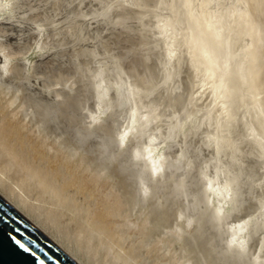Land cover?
<instances>
[{"label": "rangeland", "instance_id": "rangeland-1", "mask_svg": "<svg viewBox=\"0 0 264 264\" xmlns=\"http://www.w3.org/2000/svg\"><path fill=\"white\" fill-rule=\"evenodd\" d=\"M109 2V0H0V15L2 14V17L0 16V26H4L0 28V32L3 33L5 31L7 34V32L13 31L9 34H15V36H11L15 37L14 40H12L13 38L9 39L10 36H7L8 41L5 40L6 38L4 39L3 37L4 33L2 34V40L0 38V49L2 48V50L0 51V73L3 75V77H1L0 74V89L4 90V92L3 90H0V130L6 131L8 133L6 134L5 132H3L4 135H2L5 137H7L8 135V137L6 138L8 140L7 143L13 146L16 153L20 155L22 159H24L34 169L40 170L43 178L51 183L49 185L50 187H48L47 184L44 188L41 187V189L31 182L29 187L26 188L20 184L19 177L22 176L21 173H17L15 170H13V168H10V170L5 172L4 174L0 168V178L4 180L5 184H7L11 188L13 194H11V192L8 193L7 189L1 184L0 192L4 195L5 198L10 200L12 203L14 202L13 204L17 205L24 215H26L32 222L36 223L37 226L40 227V229H42L48 236H50L55 242H57V244L61 246L66 252L78 259L81 264H106L105 261L109 262L107 264H178V262H180L179 264H202V262L203 264H206L205 262L208 260L207 258L211 260L216 258L213 260L214 262H212L211 260L207 261L208 264H214L216 262L215 260H217V264H261V262L262 264H264V158L261 159L260 157H258L256 153H253L252 150L245 145H238L234 148L232 147V149L230 147L228 150L225 148L224 150L219 151L213 145L205 143L204 134L207 131H211L212 126L211 124L209 125V123L211 122L205 121L203 125H201V127L194 132H190L183 128L182 112L180 110V106L178 105V100L185 85L184 73L181 72L179 75L173 76L172 78L168 79L161 78L163 73H161V70H159L160 58L157 51L155 49L146 48L140 35L138 34L134 22L123 16V9L120 6L115 4L111 5ZM103 10H105V13L102 14L101 11ZM39 12L40 14H38ZM34 13L36 14L38 19L36 18V16H34ZM32 15L36 19L30 18L32 17ZM41 17H44V21H42ZM30 20L33 21L31 22ZM39 20L41 21V23H39ZM37 23L40 25L37 26ZM9 25L10 27L15 25V29L13 28V26L12 30ZM16 29L22 30L16 31ZM2 30L4 31L2 32ZM25 30H27V32L30 31L31 33H33H27L25 32ZM37 32L39 33L40 37H36L35 34H37ZM56 32L58 33V35ZM30 34L32 35L31 38L30 36H28ZM51 34L53 37L52 39ZM23 35L25 39L22 37ZM33 35H35V37ZM4 36L6 37V35ZM19 38L21 40H19ZM56 38L58 39L57 41H55ZM3 39L5 41H3ZM31 39L32 41L34 40L33 43ZM67 39L69 41H67ZM9 40L12 41L9 42ZM40 40H42V43ZM1 42H8V44L10 43L9 48L6 47V43H4V45L2 46ZM11 42L15 45V47L11 44ZM51 42L52 44H50ZM56 42L60 43L58 44ZM53 43L56 45H53ZM26 45L29 47L27 48ZM52 45L55 47H53ZM10 46H13V49H10ZM37 46L38 48H36ZM17 47L19 48L17 49ZM79 48H81L80 51ZM14 49L17 51H14ZM20 49L30 51V53L24 51L22 52V50ZM69 49H71L72 51ZM65 50L67 51L65 52ZM64 53L66 54V56ZM59 54L63 56L61 57V55L59 56ZM9 58L11 60H9ZM12 58H15L16 60ZM61 59V63L66 60V63L68 64H64L65 62L61 64ZM13 60H15L14 63ZM17 60V64L20 66L22 65V62H24V60H27L25 64H23V67H27L28 69L24 68L25 71L23 70L21 73L22 75L25 73L23 76L26 79L23 77V79L21 78V81L20 77L22 76L17 77V75L14 74H17L19 72L17 69L20 68L17 67L18 65L14 66ZM3 63L5 66L3 65ZM40 66H42L43 68H41ZM33 67L36 70L34 72V69L32 70ZM130 67L133 68L131 69ZM4 68L8 69V72L5 71ZM48 68L52 70L51 73L48 72ZM59 68H61V71H57ZM82 68H84L83 71L81 70ZM38 70H40V72ZM45 70L46 75L44 73L43 75H45L46 77L47 74L49 76V73L50 75H54L56 72L58 73L55 74L54 77L52 76L51 79V76L47 77L46 81L44 79L45 76L43 77L42 75H40ZM65 70L68 73H66ZM129 70L131 71L130 73L128 72ZM132 70L135 72L132 73ZM27 71L28 73L31 71L30 73L32 75L27 74ZM79 71L81 72V74ZM125 71L129 74H125ZM2 72L7 73L4 74ZM35 72L37 73L35 74ZM59 72L62 73L59 74ZM78 72L81 76L84 77L82 78L79 74H77ZM83 73L85 74L82 75ZM92 73L94 74L92 75ZM13 74L15 75L14 80L10 79V76L12 77ZM111 74L113 77L111 76ZM133 74L135 75L136 80L134 79ZM37 75L40 78H37ZM33 76L37 78V80L35 78H32ZM78 77H81V80ZM3 78L5 79L3 80ZM28 78L29 81H31L30 83H28ZM33 79H35V81H38V84H36V86L35 83L37 82H35ZM12 80L14 83L12 82ZM22 80H25L26 83L22 84ZM55 80H57V82ZM8 81L9 83H7ZM133 81H136V83ZM39 82L42 83L40 84ZM80 82L81 84L79 85ZM131 83L134 85H132ZM46 84H49V87ZM11 85L20 87L18 88L19 90L22 88L27 90L24 91V93L23 90L22 92L21 90L19 92L18 89L14 91L12 89H14L15 87L11 88ZM30 86L32 89H34L32 90L31 88H29ZM81 86L82 89L80 88ZM37 89L40 90L38 91ZM44 89H46L48 93L46 92V90L45 92L50 95L49 97L47 95V98L50 99L51 97V100L49 101H52V99H54L52 102H49L50 104L48 105V108H46V110L43 109L46 107L44 106V103H42V105L40 106L42 100H44V102L46 100L44 99V95L46 97V93L43 92ZM7 90L10 91L8 92ZM11 90L13 92H16V95L13 94ZM74 90L75 92H77L76 94ZM82 90L84 97L82 96ZM40 91H42L44 95H42ZM70 91H72V93H70ZM10 92L12 94H10ZM34 94L35 96H33ZM22 95L26 97V99H30V101L31 99H33L31 101L32 104L28 103V99L26 100L25 98H22ZM69 95H71V97ZM78 95L82 98H77ZM98 96L101 99L98 100ZM38 97L41 99V101ZM65 97H70L72 99V102L74 101V104H76V100H81V102L79 100L77 102L81 105L76 104L77 107L80 106V109H77V107L75 108L74 106L76 105L73 106L74 108L72 106L70 107L67 104L68 100L66 102L63 101L66 100ZM73 97L75 98L74 100ZM35 98H37L38 100L36 99V101ZM34 100L37 103L40 102L39 104H36L37 107L39 105L37 109L38 112L35 110V108L37 107ZM54 101L56 104H54ZM59 102L67 104L68 107L67 105H65V107H67L65 108L64 104L62 107V104H60ZM57 103H59L60 105ZM26 104L30 107V109L28 106L26 107ZM52 105H55L56 108L52 109ZM56 105H59L61 109L65 108V111H63L64 109L62 110L64 113L61 111V109L58 110L59 108ZM32 106L34 109H32ZM40 107L42 108L40 109L41 111L39 110ZM112 107H116V109L114 108L115 110H113ZM27 108L29 110L28 112L31 114L30 116L27 112ZM49 108L52 109V111L55 110L54 112L56 113L51 112V110L49 111L50 113H52V115L55 114V116H53H57L56 118H53L50 113L48 115L47 113H45ZM71 109L73 110L71 111ZM33 110V113L35 115H33L32 117L31 112ZM42 110H44V112ZM69 110L70 114L68 112ZM24 111H26L27 113ZM59 111H61L62 114ZM42 112L45 113L44 115L46 116H43ZM72 112H77L78 114L75 115ZM71 113L73 115H71ZM85 113H87L88 119ZM127 113L130 117L128 115V117L122 116ZM40 114L43 118L39 117ZM50 116L54 119V123L53 119H48V117ZM65 116L69 121L73 120V117L75 116V120H77V122H69L67 120H64L62 125L59 124L60 121L62 122L64 118L66 119ZM90 116L92 118H90ZM143 117L146 119L142 120ZM60 118H62V120L58 122ZM81 118H83L82 121L80 120ZM126 118L127 120H125ZM129 118L131 121L129 120ZM43 120H48V124ZM124 120L127 121L125 122L126 124L123 123ZM83 121L87 124H85ZM29 122H34V124L31 125ZM90 122L92 123V125L90 124ZM72 123L74 124L72 125ZM42 124H46L47 126L45 125L44 128ZM57 124H59L60 126ZM36 125H38L39 127ZM70 125L72 126L70 127ZM75 125L77 129H74ZM119 125L123 126V132L119 130L122 128ZM40 126H42V130ZM79 126L81 127V133ZM37 127L40 131L37 129ZM101 127L102 131L100 129ZM45 129H49L48 135L50 139L53 136L55 138H52L50 140L46 134L47 130ZM65 129H67L68 131H66ZM72 129H74L75 133H73L74 131ZM84 130L87 133H85ZM96 130L99 133H97ZM103 130L107 133L105 132V134ZM92 131H95V134H92ZM67 132L69 133L66 134ZM77 132L79 133L76 134ZM89 132H92V135H90ZM39 133L41 136L39 135ZM129 133L133 134L130 135ZM234 133L235 132H231L227 135L229 138H231ZM74 134L82 135L81 137L76 136L78 137L76 139ZM98 134L100 135V137ZM103 134H105V136H110L104 138ZM112 134H114V138ZM87 136L89 137L88 139ZM117 136H120L122 139L119 141L120 138H118ZM139 136L142 138H140ZM58 137L60 139H58ZM69 137L72 140L75 139L73 140L74 143H70L72 140L69 142L67 141L69 140ZM138 137L140 141L138 140ZM45 138H48V140ZM64 138H66V140ZM80 138L82 139V144L80 143ZM92 138H96L97 140H93ZM125 138L126 140H124ZM144 138H146L147 140ZM53 139H57L56 143L55 141H53ZM100 139L101 141H99ZM108 139H112L113 142L107 143ZM87 140L88 143H86ZM90 140H93V143H95L94 141H99L97 143L101 142L102 146L104 145V148L102 146L100 148L99 144H93L92 142H90ZM59 141L63 143L61 144ZM141 141L143 142L141 143ZM83 142L85 144H83ZM138 142L144 145L146 143L147 144L146 146H143L137 144ZM104 143H107V145H105ZM118 144H122V146H119L121 149H119ZM127 145H129V147ZM124 146L125 149L130 153H128L124 149ZM80 147H82L83 150ZM98 147L99 150L101 149V151H97ZM113 147H117L119 151H117V148L113 150ZM73 148H75L79 153L74 152ZM104 149H106V151ZM123 149L125 152L122 151ZM150 149L156 150L155 152L158 155L156 161L150 160L151 156L148 153ZM160 149L162 150L160 151ZM91 150L93 152L95 151V153H93ZM118 152H120L121 155ZM69 154L71 156H69ZM100 155H103V157H100ZM120 156L121 159H118L120 158ZM73 158L75 159V161ZM98 159L100 161H98ZM87 160H89L90 162H88ZM119 160H124V162H120ZM158 160L160 163H158ZM160 160H164V163ZM91 163L96 164L91 165L95 166V168H92L89 165ZM108 163L110 164V167H107ZM125 164L127 166H123ZM112 165L115 166V168L112 167ZM118 166H120V168ZM123 168H125L126 170ZM120 169L122 170L120 171ZM105 170L106 172H104ZM111 171L113 172V174H115L114 179L113 177L110 178ZM122 171L124 172V174L121 173ZM97 172H99L100 174H98ZM134 172L139 176L135 175ZM160 174L162 175V177H160ZM103 175H105L104 178L102 177ZM127 175L128 178L131 179L130 181L127 180ZM147 175L148 178L146 177ZM149 176H151V178ZM125 179L126 181H124ZM121 181L123 184L120 183ZM133 181H136L134 182L135 184L133 183ZM130 182L131 184H129ZM118 183L120 184V186H118ZM126 183L128 185H126ZM251 184L252 186L248 187ZM122 185L125 187L123 188ZM121 187L124 190L126 189V191L123 192V190L120 189ZM143 188L149 190L144 191ZM141 190L146 194L148 193V197L146 195L148 199L145 197ZM151 190L153 192H149ZM60 191L62 192L60 193ZM128 192H131V194H128ZM121 193H123V195H126L123 196ZM149 193L153 195L150 196L151 198L149 197ZM169 195H171V197ZM63 196L65 197V199ZM172 196L175 198V202ZM124 197L129 198V200L132 201L128 202L127 204L126 200L128 199H125ZM160 197H162L161 199L163 200L165 198V200L163 201L159 199ZM20 198L25 202L22 203L21 200H19ZM209 198H211V200H209ZM146 199L148 200L147 204H150L149 206L146 204ZM167 201L169 203H167ZM172 201L174 204L172 203ZM136 202L139 205L135 208L131 204H137ZM161 202L166 203L165 206H156V204L159 203L163 204ZM114 203H116V206L113 205ZM28 205L31 207H29ZM64 205H68V207H70V210L65 211ZM129 205L130 208H128ZM33 206H40L44 209H51L57 212H61L62 218L59 223L62 226L60 227L52 224L45 218L43 210L35 209L33 208ZM106 207L108 208V210L106 209ZM148 207H150V209ZM161 207H164L162 209L163 212L161 210ZM131 208H133V210ZM253 208H255L256 210H254ZM135 209L138 210L136 211ZM226 209H228L229 212ZM140 210L144 211V214L141 211L142 215L144 216H141V214L138 215ZM173 210L174 212L172 213ZM123 211H126V213ZM130 211L132 212V214ZM152 211L155 214H148V212L151 213ZM164 211H167V214ZM239 212L241 213V216H238ZM122 213H124V215ZM243 214L244 216H242ZM79 216L81 217L80 219ZM131 216L135 217L132 218ZM137 216L140 219L137 218ZM75 217L76 219H74ZM128 217L130 219H128ZM155 217L163 218L156 219ZM166 217L169 218L166 219ZM170 218H172L171 222ZM191 218L192 221H194L192 223H190ZM177 219L179 220L177 221ZM152 220L155 221L151 222ZM160 220H162V223ZM102 221H105V223H103ZM156 221H160V223H157ZM148 222L149 225L151 224L153 226H149ZM95 224L97 226L100 224L102 230L100 229V225L98 228ZM156 227L158 229H156ZM172 227H175L176 229L179 228L180 230L182 229V232L180 233V231H178L179 229H175L173 231ZM62 228L64 229L62 230ZM146 229H148L149 231ZM151 232H153V235H151ZM162 232L165 233L162 234ZM80 233L82 234L80 235ZM171 235L172 239L170 238ZM80 236L81 238H79ZM153 236H155L156 238ZM183 237L184 240L186 239V241L188 239V244L186 243V241H183ZM190 237H192V239ZM174 238L177 241H174ZM211 239L214 241H212ZM78 240L82 242L81 247L77 246ZM146 240L148 243L146 242ZM184 242L186 243V247H184ZM189 244H191V247ZM175 246L176 248H174ZM161 247L166 248L162 250ZM194 247H199L198 249H200V251H198L197 248ZM177 248L179 249V251H177ZM175 249L177 252H175ZM201 249H203V252L204 250H206L205 253L202 254ZM193 250L197 251H194L193 253ZM181 251H183V254L181 253ZM189 251L190 253L192 252V254H190ZM206 252L211 254L209 255ZM215 253L217 254V256H215ZM226 253H228V255H226ZM181 254L182 256H180ZM199 254L201 256V259L199 257ZM206 254L207 256H205ZM229 254L231 257L229 256ZM221 255H224L225 257ZM228 256L229 258H226ZM204 257L206 258L204 259L205 261L203 260ZM233 257L235 258V260H233ZM181 259L184 261H182ZM199 259L201 263L198 262ZM186 260L189 262H186Z\"/></svg>", "mask_w": 264, "mask_h": 264}, {"label": "bare ground", "instance_id": "bare-ground-1", "mask_svg": "<svg viewBox=\"0 0 264 264\" xmlns=\"http://www.w3.org/2000/svg\"><path fill=\"white\" fill-rule=\"evenodd\" d=\"M110 2V4L111 5H118V6H120L122 9H123V16L124 17H126V18H128V19H130L132 22H134V24L136 25V28H137V31H138V34L140 35V37H141V39H142V41H143V44H145V46H146V48H151V49H155L156 51H157V53L159 54V58H160V67H159V70H161L160 72L161 73H163L162 74V76H161V78H163V79H168V78H172L173 76H177V75H179L181 72H183L184 73V75H185V85H184V89H183V91L181 92V94H180V98H179V100H178V105L180 106V110H181V112H182V125H183V128L185 129V130H188V131H190V132H194V131H197L200 127H201V125H203V123L205 122V121H208V122H211V123H209V125L211 124V126H212V129H211V131L210 132H206L205 134H204V142L205 143H207V144H209V145H213L214 147H216V149H218L219 151L220 150H224L225 148L228 150L230 147H231V149H232V147L234 148V147H236V146H240V145H245V146H247V147H249L251 150H252V152L253 153H256L257 154V156L258 157H260L261 159L262 158H264V0H109ZM23 2V1H22ZM29 2V1H28ZM4 3V2H3ZM25 5H26V2H25ZM2 6V5H1ZM4 6V5H3ZM5 7V6H4ZM52 7V6H51ZM53 8V7H52ZM19 9V8H18ZM110 9V8H109ZM8 11V10H7ZM72 11V10H71ZM107 12H108V9H107ZM73 13V12H72ZM101 13L103 14V13H105V10H103V11H101ZM35 14V13H34ZM38 14H40V12L38 13ZM2 15V14H1ZM0 15V16H1ZM30 15H31V13H30ZM29 15V16H30ZM88 15V14H87ZM34 16H36V14L34 15ZM52 16V15H51ZM2 17V16H1ZM13 17H14V15H13ZM29 18V17H28ZM30 18H32V19H36L37 18V16H36V18L35 17H33V15H32V17H30ZM42 18V17H41ZM118 18V17H117ZM19 19V18H18ZM38 19V18H37ZM44 19V17L42 18V21H44L43 20ZM45 19H46V17H45ZM14 20V19H13ZM16 20V19H15ZM19 21V20H18ZM28 21H29V19H28ZM31 22L33 21V20H30ZM105 21V20H104ZM21 22V21H20ZM23 22V21H22ZM37 22V21H36ZM27 23V22H26ZM39 23H41V21L39 20ZM61 23V22H60ZM90 24V23H89ZM93 24V23H92ZM8 25V24H7ZM26 25V24H25ZM38 25H40V24H38L37 23V26ZM14 26V27H13ZM12 27L15 29V25H13ZM36 26V27H37ZM44 26V25H43ZM50 26V25H49ZM62 26H64V25H62ZM88 26V25H87ZM1 27H4V26H0V28ZM9 27H10V25H9ZM12 27H10L11 29H12ZM17 27V26H16ZM24 27H26V26H24ZM28 27V26H27ZM41 27V26H40ZM104 27V26H103ZM29 28V27H28ZM35 28V27H34ZM48 28V27H47ZM24 29V28H23ZM114 29V28H113ZM1 30V29H0ZM9 30V29H8ZM13 30V29H12ZM18 30H22V29H18ZM17 29H16V31H18ZM31 30H32V28H31ZM4 30H2V32H3ZM65 31V30H64ZM13 32V31H12ZM11 31L10 32H7V34H6V32L4 31L3 33H1L0 34V38H1V40H2V34H3V37H4V39L5 40H7L8 38H7V36H10L9 37V39L11 38H13L12 40H14V38L15 37H11V36H15V34L13 33V35L12 34H9V33H12ZM15 32V31H14ZM24 32V31H23ZM25 32H27V30H25ZM30 32V31H29ZM29 32H27V33H29ZM26 33V34H27ZM31 33V32H30ZM33 33V32H32ZM31 33V34H32ZM48 33V32H47ZM57 33V32H56ZM16 34H18V33H16ZM25 34V33H24ZM28 35V36H30V38H31V36L32 35ZM35 34V33H34ZM38 34V35H37ZM37 34H35L36 35V37H38L39 36V33L37 32ZM52 34H55V33H52ZM52 34H51V39L53 38L52 37ZM4 35H6V37L4 36ZM22 35V34H21ZM35 35H33L34 37H35ZM48 35H50V34H48ZM57 35H58V33H57ZM63 35V34H62ZM74 35V34H73ZM16 36H18V35H16ZM26 36V35H25ZM47 36V35H46ZM53 36H55V35H53ZM24 39H25V37H24V35L22 36ZM40 37V36H39ZM45 37V36H44ZM63 37V36H62ZM67 37V36H66ZM47 38V37H46ZM3 39V41H5ZM28 39V38H27ZM35 39V38H34ZM38 39V38H37ZM77 39V38H76ZM12 40H9V42L10 41H12ZM16 40V39H15ZM19 40H21L20 38H19ZM46 40V39H45ZM58 39L56 38V40L55 41H57ZM59 40H60V38H59ZM65 40V39H64ZM8 41V40H7ZM28 41H29V39H28ZM31 41H32V39H31ZM34 41V40H33ZM33 41H32V43H33ZM36 41V40H35ZM41 41V43H42V40H40ZM54 41V40H53ZM62 41V40H61ZM60 41V42H61ZM67 41H69L68 39H67ZM22 42H23V40H22ZM30 42V41H29ZM44 42V41H43ZM59 42V43H60ZM2 43V42H1ZM4 43H6L5 45H6V47L7 48H9V44H8V42H4ZM4 43H2V46L4 45ZM55 43V42H54ZM53 43V45H56V44H54ZM56 43H58V42H56ZM58 43V44H59ZM11 44H12V42H11ZM22 44V43H21ZM27 44V43H26ZM29 44V43H28ZM50 44H52V42L50 43ZM86 44V43H85ZM95 44V43H94ZM12 45H14V44H12ZM20 45V44H19ZM25 45V44H24ZM23 45V46H24ZM33 45H35V44H33ZM52 45V46H53ZM1 46V45H0ZM23 46H22V48H23ZM27 46V45H26ZM46 46H48V45H46ZM5 47V46H4ZM3 47V48H4ZM5 47V48H6ZM12 47V48H11ZM14 47H15V45H14ZM21 47V46H20ZM29 46H27V48H28ZM41 47V46H40ZM50 47V46H49ZM53 47H55V46H53ZM86 47V46H85ZM19 47H17V49H18ZM36 48H38V46L36 47ZM35 48V49H36ZM10 49H13V46H10ZM9 49V50H10ZM49 49V48H48ZM52 49V48H51ZM2 50V48L0 49V51ZM20 50H22V49H20ZM19 50V51H20ZM29 50V49H28ZM44 50V49H43ZM50 50V49H49ZM48 50V51H49ZM53 50H54V48H53ZM69 50H71V49H69ZM78 50V49H77ZM81 50V48H79V51ZM14 51H17V50H15L14 49ZM18 51V52H19ZM28 52V53H30V51H25V50H22V52ZM61 51V50H60ZM67 50H65V52H66ZM72 51V50H71ZM75 51V50H74ZM3 52V51H2ZM21 52V51H20ZM69 52V51H68ZM61 53V52H60ZM79 53V52H78ZM2 54V53H1ZM7 54V53H6ZM22 54H25V53H22ZM41 54V53H40ZM47 54V53H46ZM58 54V53H57ZM65 54V53H64ZM77 54V53H76ZM11 55V54H10ZM20 55V54H19ZM36 55V54H35ZM49 55V54H48ZM52 55V54H51ZM61 54H59V56H60ZM72 55H74V54H72ZM72 55H70V56H72ZM81 55V54H80ZM17 56V55H16ZM24 56H27V55H24ZM50 56V55H49ZM63 55H61V57H62ZM65 56H66V54H65ZM108 56V55H107ZM31 57V56H30ZM53 57V56H52ZM60 57V58H61ZM75 57V56H74ZM77 57V56H76ZM27 58V57H26ZM25 58V59H26ZM43 58V57H42ZM51 58V57H50ZM55 58V57H54ZM57 58H58V55H57ZM86 58V57H85ZM116 58V57H115ZM2 59V58H1ZM12 59H15V58H12ZM22 59H23V57H22ZM21 59V60H22ZM30 59V58H29ZM63 59H65V58H63ZM66 59H68V58H66ZM72 59H74V58H72ZM78 59H79V57H78ZM103 59V58H102ZM5 60V59H4ZM9 60H11L10 58H9ZM16 60V59H15ZM15 60H13V63H14V61ZM19 60V59H18ZM18 60H17V62L15 63V65L14 66H17L18 64ZM28 60V59H27ZM26 60V61H27ZM35 60V59H34ZM53 60V59H52ZM81 60V59H80ZM98 60H100V59H98ZM118 60V59H117ZM2 61V60H1ZM25 60H24V62H22V65L20 66V65H18L17 67H20V68H18L17 70L20 72V74L22 73V71L24 70L25 71V69H28L27 67L25 68V67H23V64H25V62H26ZM30 61V60H29ZM57 61H58V59H57ZM79 61V60H78ZM92 61V60H91ZM90 61V62H91ZM104 61V60H103ZM136 61V60H135ZM20 62V61H19ZM62 62V59H61V61H60V63ZM65 62V63H64ZM64 64H68V63H66V60H64ZM90 62H87V63H90ZM93 62V61H92ZM132 62V61H131ZM9 63H11V62H9ZM63 63H61V64H63ZM129 63V62H128ZM28 64V63H27ZM40 64V63H39ZM39 64H37V65H39ZM49 64H51V63H49ZM97 64H98V62H97ZM120 64H122V63H120ZM127 64V63H126ZM3 65H4V63H3ZM60 65V64H59ZM86 65V64H85ZM5 66V65H4ZM48 66V65H47ZM128 66V65H127ZM126 66V67H127ZM7 67V66H6ZM5 67V68H6ZM16 67V68H17ZM21 67H23V68H21ZM34 67H36V66H34ZM32 68V70H33V72L34 71H36L35 70V68ZM41 68H43L42 66H40ZM82 67V66H81ZM95 67H97V66H95ZM119 67V66H118ZM117 67V68H118ZM120 67H121V65H120ZM126 67H124V68H126ZM4 68V70L5 71H7L8 69H5ZM25 68V69H24ZM47 68V67H46ZM114 68V67H113ZM129 68V67H128ZM127 68V69H128ZM131 68V67H130ZM133 68V67H132ZM131 68V69H132ZM40 69V68H39ZM49 69V68H48ZM61 68H59L57 71H59ZM63 69V68H62ZM83 69L84 68H82L81 70L83 71ZM99 69V68H98ZM98 69H96V70H98ZM120 69V68H119ZM126 69V70H127ZM21 70V71H20ZM30 70V69H29ZM31 70V71H32ZM42 70H44V69H42ZM47 70V69H46ZM46 70L44 71V72H42L41 74L40 73H38V74H40V75H42L43 77L46 75ZM80 70V71H81ZM89 70V69H88ZM91 70H92V68H91ZM108 70V69H107ZM1 71V70H0ZM4 71V72H5ZM15 71V70H14ZM30 71V72H31ZM39 72H40V70H38ZM61 71V70H60ZM63 71V70H62ZM79 71V72H80ZM90 71V70H89ZM95 71V70H94ZM93 71V72H94ZM106 71V70H105ZM118 71V70H117ZM4 72H2V73H4ZM8 72V71H7ZM6 72V73H7ZM17 72V71H16ZM19 72L16 74V73H14L15 75H17V77L18 76H22V77H20V81H21V78L23 79V75L25 74H19ZM28 73V71H27V74H31V73ZM48 72H52V70H50L49 69V71ZM56 72V71H55ZM55 72H53V73H55ZM65 72H66V70H65ZM79 72L77 73V74H79ZM91 72V71H90ZM129 73L131 72L130 70L128 71ZM135 71H133L132 70V73H134ZM138 72V71H137ZM159 72V73H160ZM6 73H4V74H6ZM37 72H35V74H36ZM43 73L45 74V75H43ZM50 73H49V76H48V74H47V77H50V79L52 78V76L54 77L55 76V74H57L58 72H56L54 75H50ZM60 73H62V72H59V74ZM66 73H68V72H66ZM127 72L125 71V74H126ZM129 73H127V74H129ZM1 74V73H0ZM12 75V77L10 76V79H13L14 80V76L15 75ZM19 74V75H18ZM80 74H81V72H80ZM79 74V75H80ZM85 73H83L82 75H84ZM94 73H92V75H93ZM95 74H96V72H95ZM110 74V73H109ZM138 74V73H137ZM32 75V74H31ZM33 75H34V73H33ZM64 75V74H63ZM78 75V76H79ZM91 75V76H92ZM66 76V75H65ZM81 76V75H80ZM85 76H87V75H85ZM111 76H112V74H111ZM126 76V75H125ZM131 76V75H130ZM133 76H134V79H135V75L133 74ZM133 76H132V78H133ZM1 77H3V75L1 74ZM28 77V76H27ZM37 78H40L38 75L36 76ZM46 76L44 77V79L46 80V78H47ZM59 77V76H58ZM82 78L84 77V76H81ZM81 77H78V78H80V80H81ZM89 77V76H88ZM113 77V76H112ZM147 77V76H146ZM25 78V77H24ZM32 78H35L34 76L32 77ZM37 78H35L36 80H37ZM86 78V77H85ZM95 78V77H94ZM137 78V77H136ZM150 78V77H149ZM2 79V78H1ZM5 78H3V80H4ZM26 79V78H25ZM35 79H33L34 81H35ZM49 79V80H50ZM55 79V78H54ZM57 79V78H56ZM61 79V78H60ZM63 79H64V77H63ZM116 79V78H115ZM114 79V80H115ZM3 80H1V81H3ZM13 80H12V82H13ZM19 80V79H18ZM32 80V79H31ZM48 80V81H49ZM136 80V79H135ZM19 81V82H20ZM23 81V83L22 84H24V83H26L25 82V80H22ZM28 81H29V78H28ZM27 81V82H28ZM44 81V80H43ZM42 81V82H43ZM47 81V80H46ZM56 82H57V80H55ZM79 81V80H78ZM85 81V80H84ZM90 81V80H89ZM96 81V80H95ZM98 81V80H97ZM117 81V80H116ZM31 81H29L28 83H30ZM33 82V81H32ZM35 82H37V83H35ZM34 83H35V86H36V84H38V81H35ZM41 82V83H42ZM51 82H52V80H51ZM133 82H135L136 83V81H133ZM7 83H9V81L7 82ZM14 83V82H13ZM34 83H33V86H34ZM40 83V82H39ZM40 83V84H41ZM48 83V82H47ZM96 83V82H95ZM32 84V83H31ZM30 84V85H31ZM81 84V82L79 83V85ZM84 84V83H83ZM132 84V83H131ZM20 85V84H19ZM44 85H45V83H44ZM47 85V84H46ZM51 85H52V83H51ZM51 85H50V87H51ZM90 85V84H89ZM97 85V84H96ZM101 85V84H100ZM132 85H134V84H132ZM141 85V84H140ZM2 86V85H1ZM24 86V85H23ZM27 86H28V84H27ZM32 86V85H31ZM31 86L29 87V88H31ZM32 86V87H33ZM39 86V85H38ZM42 86V85H41ZM41 86H40V88H41ZM48 87H49V84L47 85ZM87 86H88V84H87ZM98 86V85H97ZM4 87V86H3ZM13 87H15L14 89H12V90H17L18 88H20V87H16V85L14 86H12L11 85V88H13ZM57 87H58V85H57ZM56 87V88H57ZM116 87V86H115ZM5 88V87H4ZM28 88V87H27ZM39 88V87H38ZM45 88V87H44ZM81 89H82V86L80 87ZM80 88H79V90H80ZM89 88V87H88ZM145 88V87H144ZM6 89V88H5ZM32 89V88H31ZM34 89V88H33ZM32 89V90H33ZM78 89V88H77ZM150 89V88H149ZM0 90H3V89H0ZM11 90V91H12ZM19 90V89H18ZM21 90V92H22V90H23V93H24V91H26L25 89H20ZM20 90H19V92H20ZM38 90V89H37ZM36 90V91H37ZM40 90V89H39ZM38 90V91H39ZM45 90L46 89H44V91L43 92H45ZM49 90V89H48ZM96 90V89H95ZM130 90V89H129ZM6 91V90H5ZM8 91V90H7ZM10 91V90H9ZM8 91V92H9ZM30 91V90H29ZM85 91V90H84ZM102 91V90H101ZM113 91H115V90H113ZM3 92H4V90H3ZM41 93H42V95H44V93L42 92V91H40ZM46 92H47V90H46ZM45 92V93H46ZM74 92H75V90H74ZM7 93V92H6ZM5 93V94H6ZM12 93L13 94H15L16 95V92H13L12 91ZM11 92H10V94H12ZM22 93V94H23ZM48 93V92H47ZM46 93V97H45V95H44V99H46L45 100V102H44V100H42V102H41V104H40V106L42 105V103H44V106H46L45 108H43L44 110H46V108H48V105L50 104L49 102H52L54 99H52V101H49V100H51V97H50V99L49 98H47V94ZM70 93H72V91H70ZM77 92H75V94H76ZM9 94V93H8ZM18 94V93H17ZM21 94V93H20ZM19 94V95H20ZM40 94V93H39ZM82 94H83V90H82ZM115 94V93H114ZM125 94V93H124ZM18 95V96H19ZM73 95V94H72ZM81 95V94H80ZM102 95V94H101ZM14 96V95H13ZM33 96H35V94L33 95ZM36 96H37V94H36ZM50 95H48V97H49ZM70 97H71V95H69ZM83 97H84V94L82 95ZM104 96V95H103ZM124 96H126V95H124ZM6 97H8V96H6ZM15 97V96H14ZM13 97V98H14ZM22 98H25L26 99V97H24L23 95L21 96ZM42 97V96H41ZM70 97H65L66 98V100H63V101H67L68 100V102H67V104L71 107H73L74 105H76V104H78L77 102H78V100H76L75 102H76V104H74V101L72 102V99L70 98ZM99 97V96H98ZM12 98V99H13ZM34 98V97H33ZM39 98V97H38ZM65 98H63V99H65ZM77 98H82V97H79V95L77 96ZM103 98V97H102ZM11 99V100H12ZM28 99V98H27ZM26 99V100H27ZM37 98H35V100H36ZM40 99V98H39ZM43 99V98H42ZM71 99V100H70ZM75 98L73 97V100H74ZM99 99H101L100 97L98 98V100ZM125 99H126V97H125ZM33 99H31V101H32ZM34 100V101H35ZM38 100V99H37ZM36 100V101H37ZM70 100V101H69ZM97 100V101H98ZM107 100V99H106ZM23 101H24V99H23ZM28 101V103H31V101H30V99H28L27 100ZM30 101V102H29ZM34 101H33V103H34ZM35 101V105L36 104H39L40 102H36ZM40 101H41V99H40ZM46 101H48V102H46ZM80 102H81V100H79ZM126 102H127V100H126ZM12 103H14V102H12ZM46 103H48V104H46ZM60 104H62V107H63V104L64 103H62V102H59ZM59 103H57V104H59ZM70 103H71V105H70ZM73 103V104H72ZM103 103V102H102ZM134 103V102H133ZM23 104V103H22ZM21 104V105H22ZM32 104V103H31ZM54 104H56L55 103V101H54ZM59 104V105H60ZM67 104H64V107H65V105H67ZM99 104V103H98ZM101 104V103H100ZM15 105V104H14ZM35 105H33V106H35ZM59 105H56V106H58V110H60L61 108H60V106ZM68 105H67V107H68ZM78 105H81V104H78ZM133 105V104H132ZM28 105L26 104V107H27ZM33 106H32V109H34L33 108ZM44 106H42V107H44ZM53 106V107H52ZM51 107H52V109L53 108H56L55 107V105H52ZM115 106H117V105H115ZM29 107V106H28ZM36 107H37V105H36ZM38 107H39V105H38ZM38 107L37 108H35V110L37 111V109H38ZM50 107V106H49ZM67 107H65V108H67ZM75 108L77 107V105L76 106H74ZM73 107V108H74ZM80 107V106H79ZM79 107H77V109L79 108ZM128 107V106H127ZM140 107V106H139ZM65 108H63V109H61V111L63 110V111H65ZM113 108V107H112ZM115 109H116V107H114ZM113 108V110H115ZM29 109H30V107H29ZM40 109H42L41 107L39 108V110ZM52 109H48V111L49 110H51V112H54V111H52ZM56 109V110H57ZM76 109V110H77ZM80 109V108H79ZM126 109V108H125ZM131 109V108H130ZM132 109H133V107H132ZM131 109V110H132ZM44 110H42L43 112H44ZM68 110V109H67ZM73 109H71V111H72ZM112 110V111H113ZM123 110V109H122ZM129 110V109H128ZM29 110H28V108H27V112H28ZM35 111V112H36ZM41 111V110H40ZM39 111V112H40ZM48 111H46L45 113H47V115L50 113V111L48 112ZM61 111H59V112H61ZM62 111V112H63ZM75 111V110H74ZM117 111V110H116ZM115 111V112H116ZM24 112H26V111H24ZM26 112V113H27ZM34 110L31 112L32 113V117H33V115H35L34 113ZM38 112V111H37ZM42 112V113H43ZM62 112H61V114H62ZM69 112V114H70V110L68 111ZM114 112V111H113ZM127 112V111H126ZM25 113V114H26ZM45 113H43L42 115L43 116H46V115H44ZM54 113H56V112H54ZM64 113V112H63ZM73 114H78L77 112L75 113V112H72ZM71 113V115H73ZM23 114V113H22ZM28 114H29V116L31 115L29 112H28ZM38 114V113H37ZM59 114V113H58ZM60 114V115H61ZM65 114H66V112H65ZM68 114V113H67ZM68 114V115H69ZM83 114V113H82ZM81 114V115H82ZM41 114L39 115V117H41L42 116ZM50 115H52V113H50ZM54 116H55V114H53ZM52 115V117L53 118H56V117H54ZM67 115V116H68ZM80 115V116H81ZM85 115H87V113H85ZM109 115H110V113H109ZM128 115V113L127 114H125V115H122V116H124V117H126ZM131 115V114H130ZM146 115V114H145ZM28 116V115H27ZM77 116H79V115H77ZM129 116V115H128ZM127 116V117H128ZM132 116V115H131ZM143 116V115H142ZM36 117H37V115H36ZM66 117V116H65ZM69 117V116H68ZM71 117V116H70ZM82 117H84V116H82ZM130 117V116H129ZM140 117V116H139ZM138 117V118H139ZM146 117V116H145ZM152 117V116H151ZM23 118V117H22ZM41 118H43V117H41ZM44 118H46V117H44ZM49 118H51V116L50 117H48V119ZM53 118H51V119H53ZM64 118V117H63ZM74 118V119H73ZM72 119L73 120H71V118H70V120L73 122V121H76L77 122V120H75V116L73 117ZM77 118V117H76ZM86 118V117H85ZM90 118H92L91 116H90ZM89 118V119H90ZM50 119V120H51ZM82 119L83 118H81L80 120L82 121ZM87 119H88V115H87ZM122 119H123V117H122ZM143 119H146V118H142V120ZM29 120V119H28ZM30 120H31V117H30ZM39 120H40V118H39ZM60 120H62V118H60L59 120H58V122L60 121ZM64 120H67V121H69L68 119H67V117H66V119L64 118L63 120H62V122L60 121V123L59 124H61L62 125V123H63V121ZM125 120H127V118L125 119ZM124 120V122L123 123H125V122H127V121H125ZM129 120H130V118H129ZM33 121V120H32ZM37 121H38V119H37ZM43 121H45V122H47L48 120H43ZM66 121V122H67ZM71 121H69V122H71ZM79 121V120H78ZM84 121H85V119H84ZM83 121V122H84ZM122 121V120H121ZM131 121V120H130ZM150 121V120H149ZM49 122V121H48ZM48 122H47V124H48ZM57 122V123H58ZM66 122H64V123H66ZM95 122V121H94ZM97 122V121H96ZM141 122V121H140ZM30 123V122H29ZM44 123V122H43ZM53 123H54V119H53ZM75 123V122H74ZM74 123H72V125L74 124ZM82 123V122H81ZM80 123V124H81ZM85 123V122H84ZM31 125L32 124H34V122H32V123H30ZM41 124V123H40ZM59 124H57V125H59ZM68 124V123H67ZM71 124V123H70ZM79 124V123H78ZM77 124V125H78ZM85 124H87V123H85ZM89 124V123H88ZM90 124L92 125V123L90 122ZM126 124V123H125ZM125 124H123V125H125ZM140 124V123H139ZM43 125V124H42ZM46 125V124H45ZM45 125H43V127L45 126ZM56 125V124H55ZM72 125H70V127L72 126ZM103 125H104V122H103ZM116 125H118V124H116ZM128 125H129V122H128ZM171 125V124H170ZM170 125H168V126H170ZM36 126H38V125H36ZM47 126V125H46ZM60 126V125H59ZM69 126V125H68ZM120 126V125H119ZM33 127H35V126H33ZM39 127V126H38ZM38 127H37V129H38ZM41 127V130H42V126H40ZM55 127V126H54ZM80 127V126H79ZM103 127H105V126H103ZM120 127H122L121 129H119V130H123L124 131V129H123V126H120ZM119 127V128H120ZM125 127V126H124ZM126 127H127V125H126ZM128 127H130V126H128ZM146 127V126H145ZM144 127V128H145ZM45 128V127H44ZM76 128V125H75V127H74V129ZM108 128V127H107ZM112 128V127H111ZM180 128V127H179ZM36 129V130H37ZM61 129H62V126H61ZM71 129V128H70ZM74 129H72L73 131H74ZM77 129V128H76ZM101 129V131H102V127L100 128ZM105 129V128H104ZM126 129V128H125ZM131 129V128H130ZM133 129H134V127H133ZM139 129V128H138ZM39 130V129H38ZM45 130H47V129H45ZM49 130V129H48ZM48 130L46 131L47 133V136H48V138H49V135H48ZM66 131H68L67 129H65ZM72 130H70V131H72ZM127 130H128V128H127ZM145 130H147V129H145ZM1 132H0V156H1V160H0V168H1V171L5 174V172H7V171H9L10 170V168H13V170H15L17 173H21V175L22 176H20L19 177V181H20V184L22 185V186H24V187H26V188H28L29 187V185L31 184V182L32 183H34L35 185H37L39 188H44L47 184H48V187H50L49 185L51 184L49 181H47L46 179H44L43 178V175L41 174V171L40 170H38V169H34L32 166H30V164H28L24 159H22V157L20 156V155H18L17 153H16V151L14 150V148H13V146H11L10 144H8L7 143V137H8V135H7V137H5V136H3L4 134H3V132H5L6 134H8L6 131H2V130H0ZM40 131V130H39ZM38 131V132H39ZM51 131V130H50ZM55 131V130H54ZM97 131V130H96ZM100 131V132H101ZM111 131V130H110ZM122 131V132H123ZM42 132V131H41ZM60 132H62V131H60ZM63 132H64V130H63ZM82 131H81V127H80V133H81ZM84 132L85 133H87L85 130H84ZM93 132V131H92ZM91 132V133H92ZM95 132V131H94ZM92 133V134H95V133ZM103 132H104V130H103ZM106 132V131H105ZM104 132V133H105ZM113 132H114V130H113ZM179 132V131H178ZM231 132H235L234 133V135L231 137V138H229L228 137V133H231ZM14 133V132H13ZM36 133H37V131H36ZM69 132H67L66 134H68ZM72 133V132H71ZM73 133H75V131L73 132ZM79 132H77L76 134H78ZM90 132H89V134L90 135H92ZM97 133H99L98 131H97ZM107 133V132H106ZM105 133V134H106ZM109 133H111V132H109ZM119 133H121V132H119ZM184 133V132H183ZM3 134V135H2ZM43 134V133H42ZM44 134H45V132H44ZM58 134V133H57ZM60 134V133H59ZM64 134V133H63ZM76 134H74L75 135V137L76 136H79V137H81V135H76ZM105 134H103V136H104V138L106 137L107 138V136H110V135H106L105 136ZM130 134V133H129ZM131 134H133V133H131ZM130 134V135H131ZM36 135V134H35ZM39 135H40V133H39ZM65 135V134H64ZM83 135H85V134H83ZM99 135V134H98ZM113 135V138H114V134H112ZM111 135V136H112ZM151 135V134H150ZM37 136H38V134H37ZM41 136V135H40ZM39 136V137H40ZM44 136H46V135H44ZM52 136H53V134H52ZM51 136V137H52ZM58 136H60V135H58ZM62 136V135H61ZM97 136V135H96ZM91 137V136H90ZM99 137H100V135H99ZM118 138H120L119 139V141L122 139L120 136H117ZM122 137H123V135H122ZM137 137V136H136ZM140 137V136H139ZM139 137H138V140H139ZM148 137V136H147ZM48 138H45V139H47L48 140ZM52 138H55L54 136L52 137ZM51 138V139H52ZM62 138V137H61ZM78 137H76V139H77ZM89 137L87 136V139H88ZM98 138V137H97ZM103 138V137H102ZM112 138V137H111ZM129 138V137H128ZM140 138H142V137H140ZM182 138V137H181ZM43 139V138H42ZM50 139V138H49ZM50 139V140H51ZM58 139H60L59 137H58ZM65 140H66V138H64ZM81 139V138H80ZM93 140H97L96 138L94 139V138H92ZM99 139V138H98ZM144 139H146V138H144ZM144 139H142V140H144ZM56 140L57 139H53V141H55V143H56ZM72 139H70V137H69V140H67L68 142L69 141H71ZM73 140H75V139H73ZM73 140L70 142V143H74L73 142ZM85 140V139H84ZM93 140H90V142H92ZM109 140H111V141H109ZM114 140V139H113ZM124 140H126V138L124 139ZM123 140V141H124ZM147 140V139H146ZM178 140H179V138H178ZM81 142V144H82V139L80 140ZM99 141H101V139L99 140ZM99 141H94L96 144H99L100 145V148H101V146H102V144H101V142L100 143H97V142H99ZM115 141V140H114ZM140 141V140H139ZM17 142V141H16ZM60 142V141H59ZM63 142H64V140H63ZM63 142H60L61 144L63 143ZM86 142V141H85ZM105 142V141H104ZM108 142H113L112 141V139H108L107 140V143ZM143 141H141V143H142ZM75 143H76V141H75ZM79 143V142H78ZM79 143V144H80ZM86 143H88V140H87V142ZM93 143V142H92ZM95 143H93V144H95ZM107 143H104L105 145H107ZM120 143H122V142H120ZM119 143V144H120ZM124 143V142H123ZM141 143H137V144H140V145H143V146H146V144L144 145V144H141ZM145 143V142H144ZM14 144H15V142H14ZM42 144H44V143H42ZM46 144H47V141H46ZM59 144V143H58ZM60 144V145H61ZM83 144H85L84 142H83ZM110 144H112V143H110ZM114 144H115V142H114ZM118 144V147L119 146H122V144L121 145H119ZM13 145V144H12ZM50 145V144H49ZM57 145V144H56ZM72 145V144H71ZM64 146V145H63ZM117 146V145H116ZM125 146H126V143H125ZM125 146H124V149H125ZM128 147H129V145H127ZM139 146V145H138ZM193 146V145H192ZM73 147V146H72ZM103 148H104V145L102 146ZM160 147V146H159ZM158 147V148H159ZM185 147V146H184ZM183 147V148H184ZM209 147V146H208ZM59 148H60V146H59ZM67 148V147H66ZM78 148V147H77ZM82 150H83V148L82 147H80ZM95 148V147H94ZM115 148H117V147H115ZM114 147H113V150L115 149ZM64 149H65V147H64ZM64 149H63V151H64ZM74 149V152H78V151H76V149L75 148H73ZM89 149V148H88ZM87 149V150H88ZM96 149V148H95ZM94 149V150H95ZM98 150L97 151H101V149L99 150V147L97 148ZM109 149V148H108ZM107 149V150H108ZM118 149V148H117ZM116 149V150H117ZM119 149H121L120 147H119ZM119 149L117 150V151H119ZM124 149L122 150L123 152H125L124 151ZM149 149V148H148ZM51 150V149H50ZM60 150H62V149H60ZM105 151H106V149H104ZM103 150V151H104ZM116 150H115V152H116ZM126 150V149H125ZM142 150H143V148H142ZM158 150V149H157ZM162 149H160V151H161ZM66 151V150H65ZM68 151V150H67ZM70 151V150H69ZM92 151V150H91ZM109 151H111V150H109ZM108 151V152H109ZM127 152H128V150H126ZM156 150L155 149H150L149 151H148V153L150 154V160H154V161H156L157 160V154H156V152H155ZM74 152H73V155H74ZM93 152V151H92ZM56 153V152H55ZM68 153H70V152H68ZM79 153V152H78ZM93 153H95V151L93 152ZM93 153H92V155H93ZM97 153H99V152H97ZM101 153V152H100ZM118 153H120V152H118ZM128 153H130V152H128ZM84 154V153H83ZM105 154V153H104ZM159 154H161V153H159ZM180 154V153H179ZM229 154V153H228ZM79 155V154H78ZM87 155V154H86ZM99 155V154H98ZM97 155V156H98ZM120 155H121V153H120ZM69 156H71L70 154H69ZM88 156V155H87ZM90 156V155H89ZM106 156V155H105ZM108 156V155H107ZM160 156V155H159ZM78 157V156H77ZM100 157H103V155H100ZM76 158V157H75ZM105 158V157H104ZM72 159V158H71ZM74 159V158H73ZM77 159V158H76ZM91 159V158H90ZM96 159V158H95ZM118 159H121V156H120V158H118ZM124 159V158H123ZM221 159V158H220ZM97 160V159H96ZM95 160V161H96ZM100 160H101V158H100ZM99 159H98V161H100ZM211 160H212V158H211ZM71 161V160H70ZM74 161H75V159H74ZM83 161V160H82ZM88 162H90L89 160H87ZM104 161V160H103ZM107 161V160H106ZM120 161V160H119ZM161 161V160H160ZM163 161V163H164V160H162ZM161 161V162H162ZM185 161V160H184ZM92 162V161H91ZM117 162V161H116ZM120 162H124V160L123 161H120ZM126 162V161H125ZM84 163V162H83ZM87 163V162H86ZM114 163V162H113ZM127 163V162H126ZM158 163H160L159 162V160H158ZM204 163H206V162H204ZM88 164V163H87ZM95 164V163H94ZM94 164H89L90 166L91 165H94ZM128 164H129V162H128ZM149 164V163H148ZM203 164V163H202ZM96 165V164H95ZM110 164L108 163V165H107V167H110L109 166ZM114 165V164H113ZM112 165V167H114L115 168V166H113ZM105 166V165H104ZM123 166H127L126 164L125 165H123ZM129 166V165H128ZM163 166H165V165H163ZM46 167V166H45ZM92 168L94 167L95 168V166H91ZM106 167V168H107ZM111 167V168H112ZM119 168H120V166H118ZM90 168V167H89ZM98 168H100V167H98ZM97 168V169H98ZM105 168V167H104ZM103 168V169H104ZM132 168V167H131ZM239 168V167H238ZM88 169V168H87ZM118 169V168H117ZM123 169H125V168H123ZM162 169V168H161ZM106 170H108V169H106ZM106 170L104 171V172H106ZM111 170V169H110ZM109 170V171H110ZM122 169H120V171H121ZM126 170V169H125ZM129 170H131V169H129ZM134 170V169H133ZM146 170V169H145ZM102 171V170H101ZM113 171V170H112ZM111 171V176H110V178L111 177H113V179H114V175L115 174H113V172ZM120 171H119V173H120ZM94 172V171H93ZM100 172V171H99ZM99 172H97L98 174H100ZM116 172V171H115ZM118 172V171H117ZM167 172V171H166ZM88 173V172H87ZM108 173H110V172H108ZM118 173V174H119ZM121 173H123L124 174V172L122 171ZM133 173V172H132ZM135 173V172H134ZM143 173V172H142ZM179 173V172H178ZM112 174H113V176H112ZM144 174V173H143ZM148 174V173H147ZM165 174V173H164ZM164 174H163V176H164ZM170 174V173H169ZM224 174V173H223ZM42 175V176H41ZM92 175V174H91ZM120 175V174H119ZM135 175H137V173H135ZM161 175V174H160ZM167 175V174H166ZM263 175V174H262ZM89 176V175H88ZM118 176V175H117ZM123 176V175H122ZM137 176H139V175H137ZM145 176V175H144ZM209 176H210V174H209ZM3 177V176H2ZM103 178L105 177V175H103L102 176ZM101 177V178H102ZM107 177H108V175H107ZM127 177V180H131L130 178H128V175L126 176ZM147 178H148V175L146 176ZM150 178H151V176H149ZM160 177H162V175L160 176ZM5 178V177H4ZM110 178H108V179H110ZM116 178V177H115ZM144 178V177H143ZM212 178V177H211ZM260 178V177H259ZM95 179H96V177H95ZM120 179V178H119ZM135 179V178H134ZM137 179V178H136ZM214 179V178H213ZM253 179V178H252ZM112 180V179H111ZM122 180V179H121ZM153 180V179H152ZM189 180V179H188ZM99 181V180H98ZM101 181V180H100ZM124 181H126V179L124 180ZM139 181V180H138ZM118 182V181H117ZM134 182H136V181H133V183ZM121 184H123L122 183V181L120 182ZM128 183V182H127ZM126 183V185H128ZM0 184L2 185V186H4L6 189H7V191H8V193L9 192H11V194H13V191L11 190V188L7 185V184H5V182H4V180H2L1 178H0ZM54 184V183H53ZM119 184V183H118ZM125 184V183H124ZM129 184H131V182L129 183ZM135 184V183H134ZM134 184H133V186H134ZM253 184V183H252ZM252 184L250 185V186H248V187H251L252 186ZM191 185V184H190ZM118 186H120V184L118 185ZM117 186V187H118ZM193 186H194V184H193ZM14 187V186H13ZM122 187L124 188L125 186H123L122 185ZM122 187L120 188V189H122ZM17 188V187H16ZM41 188V189H42ZM97 188V187H96ZM134 188H135V186H134ZM133 188V189H134ZM114 189V188H113ZM132 189V190H133ZM144 189V188H143ZM35 190H37V189H35ZM116 190V189H115ZM123 190V192L124 191H126V189L124 190V189H122ZM131 190V191H132ZM136 190V189H135ZM147 190H149V189H144V191H147ZM142 191V190H141ZM62 191H60V193H61ZM134 192V191H133ZM143 192V191H142ZM149 192H153L152 190L151 191H149ZM112 193V192H111ZM135 193V192H134ZM192 193H193V191H192ZM44 194V193H43ZM122 195H123V193H121ZM128 194H131V192L129 193L128 192ZM143 194L145 195V197H146V195H147V197H148V193L146 194L145 192H143ZM162 194V193H161ZM109 195V194H108ZM113 195V194H112ZM124 195H126V194H124ZM123 195V196H124ZM134 195V194H133ZM142 195V194H141ZM143 195V196H144ZM160 195V194H159ZM128 196V195H127ZM150 196H153L152 194H150L149 193V197ZM163 196V195H162ZM170 197H171V195H169ZM168 196V197H169ZM64 197V196H63ZM121 197V196H120ZM146 197V198H147ZM156 197V196H155ZM169 197V198H170ZM173 197V196H172ZM19 198V197H18ZM123 198V197H122ZM125 198V197H124ZM151 198V197H150ZM162 197H160L159 199H161ZM0 199H2L9 207H11L14 211H16L22 218H24L28 223H30V225H32V227H34L37 231H39L42 235H44L52 244H54L60 251H62V253H64L74 264H81L79 261H78V259H76L73 255H70L68 252H66L61 246H59L58 244H57V242H55L50 236H48L42 229H40V227H38L37 226V224L36 223H34V222H32L26 215H24L23 214V212H21V210L18 208V206L17 205H14L10 200H8L7 198H5L4 197V195L0 192ZM64 199H65V197H64ZM90 199V198H89ZM125 199H128V200H126L127 201V204H128V202H130V201H132V200H129V198H125ZM140 199V198H139ZM142 199V198H141ZM148 199V198H147ZM146 199V204H147V200ZM175 198L173 197V200H174ZM251 199V198H250ZM19 200H21V198L19 199ZM136 200V199H135ZM134 200V201H135ZM161 200H163V199H161ZM164 200H165V198H164ZM163 200V201H164ZM209 200H211V198H209ZM261 200V199H260ZM248 201V200H247ZM21 202L22 203H24L25 201H22L21 200ZM20 202V203H21ZM117 202V201H116ZM123 202V201H122ZM138 202V201H137ZM136 202V203H137ZM166 202V201H165ZM174 202H175V200H174ZM223 202H224V200H223ZM255 202V201H254ZM53 203H54V201H53ZM150 203V202H149ZM161 203H163V202H161ZM167 203H169L168 201H167ZM172 203H173V201H172ZM248 203V202H247ZM249 203H251V202H249ZM69 204V203H68ZM116 203H114L113 205H115ZM135 203H133V204H131L132 206H134L135 208H136V206H138L139 204L137 203V204H135ZM165 204L166 203H163V204H156V206H158V205H163V206H165ZM171 204V203H170ZM174 204V203H173ZM214 204V203H213ZM254 204V203H253ZM256 204V203H255ZM141 205H142V203H141ZM148 206L150 205V204H147ZM146 205V206H147ZM216 205V204H215ZM214 205V206H215ZM229 205V204H228ZM248 205V204H247ZM29 206V205H28ZM42 206V205H41ZM116 206V205H115ZM120 206H121V204H120ZM145 206V207H146ZM152 206V205H151ZM172 206V205H171ZM213 206V205H212ZM254 206V205H253ZM258 206V205H257ZM257 206H256V209H257ZM262 206V205H261ZM29 207H31V206H29ZM118 207H119V205H118ZM126 207H128V206H126ZM142 207V206H141ZM167 207V206H166ZM225 207V206H224ZM229 207H231V206H229ZM233 207V206H232ZM33 208H35V209H41V210H43L44 211V216H45V218L48 220V221H50L52 224H55V225H57V226H62L59 222L61 221V218H62V213L61 212H57V211H54V210H51V209H44V208H42V207H37V206H33ZM70 207H68V205H64V209H65V211H69L70 209H69ZM128 208H130V205H129V207ZM128 208H127V210H128ZM139 208V207H138ZM144 208V207H143ZM149 209H150V207H148ZM152 208V207H151ZM164 208V207H163ZM162 207H161V210L163 209ZM172 208V207H171ZM177 208V207H176ZM242 208H244V207H242ZM27 209V208H26ZM106 209L108 210V208L106 207ZM116 209V208H115ZM124 209V208H123ZM132 210H133V208H131ZM141 209V208H140ZM153 209V208H152ZM168 209H169V206H168ZM254 210H256L255 208H253ZM114 210V209H113ZM117 210V209H116ZM136 210V209H135ZM134 210V211H135ZM138 210V209H137ZM136 210V211H137ZM143 210H145V209H143ZM143 210H140L139 211V214L138 215H140L141 214V216H144V215H142V213H141V211L143 212V214H144V211ZM172 210V209H171ZM177 210V209H176ZM176 210H175V212H176ZM225 210V209H224ZM226 210H228V209H226ZM240 210H243V209H240ZM117 212V211H116ZM123 212H125L126 213V211H123ZM131 212V211H130ZM162 212H163V210H162ZM165 212V211H164ZM167 212V211H166ZM165 212V213H166ZM174 212V210L172 211V213ZM225 212V211H224ZM228 212H229V210H228ZM255 212V211H254ZM113 213H115V212H113ZM136 213V212H135ZM156 213H158V212H156ZM160 213V212H159ZM90 214V213H89ZM123 215H124V213H122ZM131 214H132V212H131ZM130 214V215H131ZM134 214V213H133ZM148 214H155V213H153V211L151 212V213H149L148 212ZM164 214V213H163ZM167 214V213H166ZM230 214V213H229ZM241 213L239 212V214H238V216L240 215ZM252 214V213H251ZM253 214H255V213H253ZM87 215H88V211H87ZM137 215V214H136ZM156 215H158V214H156ZM161 215V214H160ZM234 215V214H233ZM90 216V215H89ZM140 216V217H141ZM166 216V215H165ZM182 216V215H181ZM241 216V215H240ZM242 216H244V214L242 215ZM127 217V216H126ZM132 217V216H131ZM133 217H135V216H133ZM132 217V218H133ZM151 217V216H150ZM149 217V218H150ZM163 217H164V215H163ZM163 217H159V218H163ZM170 217V216H169ZM169 217H166V219L167 218H169ZM175 217V216H174ZM187 217V216H186ZM249 217V216H248ZM81 217L79 216V219H80ZM131 218V219H132ZM137 218H139L138 216H137ZM156 219L158 218V217H155ZM158 218V219H159ZM190 218V217H189ZM252 218V217H251ZM73 219V218H72ZM71 219V220H72ZM74 219H76V217L74 218ZM86 219H88V218H86ZM128 219H130L129 217H128ZM140 219V218H139ZM155 219V220H156ZM171 219L172 218H170V222H171ZM137 220V219H136ZM155 220H152L151 222H153V221H155ZM179 219H177V221H178ZM180 220H182V219H180ZM87 221V220H86ZM161 221V223H162V220H160ZM160 221H156L157 223H160ZM75 222V221H74ZM100 222V221H99ZM103 222V221H102ZM155 222V223H156ZM167 222H168V220H167ZM192 222H194V221H192V218H191V220H190V223H192ZM103 223H105V221L103 222ZM126 223V222H125ZM173 223V222H172ZM190 223H189V226H190ZM246 223V222H245ZM255 223V222H254ZM167 224V223H166ZM252 224V223H251ZM96 225V224H95ZM100 225V224H99ZM99 225L97 226L98 228H99ZM107 225V224H106ZM106 225H105V227H106ZM131 225V224H130ZM148 225H149V222H148ZM151 225V224H150ZM149 225V226H150ZM169 225V224H168ZM151 226H153V225H151ZM178 226V225H177ZM192 226V225H191ZM103 227V226H102ZM129 227V226H128ZM131 227V226H130ZM134 227V226H133ZM164 227V226H163ZM162 227V228H163ZM166 227V226H165ZM179 227V226H178ZM154 228H155V226H154ZM189 228V227H188ZM61 229V228H60ZM64 228H62V230H63ZM100 229H101V225H100ZM156 229H158L157 227H156ZM167 229V228H166ZM165 229V230H166ZM172 229H173V231L176 229L175 227H172ZM171 229V230H172ZM179 229V228H178ZM178 229H176V230H178ZM102 230V229H101ZM146 230H148V229H146ZM182 230V229H181ZM180 229L178 230V231H180V233L182 232ZM149 231V230H148ZM155 232V231H154ZM176 232V231H175ZM153 232H151V235H153L152 234ZM157 233V232H156ZM155 233V234H156ZM161 233V232H160ZM165 233V232H164ZM163 232H162V234H164ZM177 233V232H176ZM264 233V232H263ZM82 233H80V235H81ZM142 234H144V233H142ZM145 234H146V231H145ZM178 234V233H177ZM206 234V233H205ZM209 235V234H208ZM163 236H165V235H163ZM68 237V236H67ZM153 237H155V236H153ZM152 237V238H153ZM162 237V236H161ZM186 237H188V236H186ZM185 237V238H186ZM259 237V236H258ZM79 238H81V236L79 237ZM156 238V237H155ZM160 238V237H159ZM169 238V237H168ZM171 239H172V235H171V237H170ZM191 239H192V237H190ZM65 239H67V238H65ZM171 239H169V240H171ZM175 239V238H174ZM205 239V238H204ZM259 239V238H258ZM133 240V239H132ZM141 240V239H140ZM150 240H151V238H150ZM155 240V239H154ZM179 240V239H178ZM207 240V239H206ZM209 240V239H208ZM212 240V239H211ZM149 241V240H148ZM174 241H177L176 239L174 240ZM183 241H186V239L184 240V237H183ZM212 241H214V240H212ZM212 241H210V242H212ZM261 241V240H260ZM146 242H147V240H146ZM146 242H145V244H146ZM150 242V241H149ZM152 242V241H151ZM191 242V241H190ZM204 242H205V240H204ZM210 242H209V244H210ZM148 243V242H147ZM170 243V242H169ZM171 243H172V241H171ZM178 243H179V241H178ZM185 243V242H184ZM183 243V244H184ZM186 243L188 244V239H187V241H186ZM186 243H185V246L184 247H186ZM207 243V242H206ZM260 243V242H259ZM81 244H82V242H80L79 240H78V242H77V246L78 247H81ZM169 245V244H168ZM190 245V247H191V244H189ZM192 245H193V243H192ZM188 246V245H187ZM196 246V245H195ZM198 246V245H197ZM201 246V245H200ZM210 246V245H209ZM208 246V247H209ZM64 247V246H63ZM178 247V246H177ZM183 247V248H184ZM189 247V246H188ZM187 247V248H188ZM162 248V247H161ZM164 248H166V247H163L162 248V250L164 249ZM174 248H176V246L174 247ZM193 248V247H192ZM191 248V249H192ZM194 248H197V250L198 251H200V249H198L199 247H194ZM262 248H263V246H262ZM178 249V248H177ZM182 249V248H181ZM191 249H189V250H191ZM85 250H87V249H85ZM91 250V249H90ZM169 250V249H168ZM188 250V249H187ZM197 250H193V253H194V251H197ZM220 250V249H219ZM104 251H105V249H104ZM167 251V250H166ZM177 251H179V249L177 250ZM176 251V249H175V252H177ZM201 251H202V254L203 253H205V251L206 250H204V252H203V249H201ZM213 251H214V249H213ZM222 251V250H221ZM261 251V250H260ZM96 252V251H95ZM163 252V251H162ZM183 251H181V253H182ZM187 252V251H186ZM208 252V251H207ZM206 252V253H207ZM229 252V251H228ZM167 253V252H166ZM178 253H180V252H178ZM189 253H190V251H189ZM189 253H188V255H189ZM199 253V252H198ZM217 253V252H216ZM215 253V254H216ZM222 253V252H221ZM257 253H258V249H257ZM263 253V252H262ZM183 254V253H182ZM182 254L180 255V256H182ZM185 254V253H184ZM190 254H192V252L190 253ZM200 254H201V252H200ZM200 254H199V257H200V259H201V256H200ZM207 254H209V253H207ZM207 254L205 255V256H207ZM211 254V253H210ZM209 254V255H210ZM187 255V254H186ZM219 255V254H218ZM226 255H228V253H226ZM215 256H217V254L215 255ZM221 256H224V255H221ZM229 256H230V254H229ZM229 256L228 257H226V258H229ZM212 257H213V254H212ZM220 257V256H219ZM225 257V256H224ZM223 257V258H224ZM231 257V256H230ZM113 258V257H112ZM184 258H185V256H184ZM198 258V257H197ZM222 258V259H223ZM234 258V257H233ZM101 259V258H100ZM106 259V258H105ZM196 259V258H195ZM200 259H199V263H201V261H200ZM204 259H206L205 257L203 258V260ZM208 260L207 261H209V260H211V259H209V258H207ZM214 259H216V258H214ZM213 259V260H214ZM220 259V258H219ZM225 259V258H224ZM172 260V259H171ZM170 260V261H171ZM179 260V259H178ZM182 260V259H181ZM190 260V259H189ZM213 260H211L212 262H214ZM233 260H235V258L233 259ZM237 260V259H236ZM157 261V260H156ZM182 261H184V260H182ZM193 261V260H192ZM191 261V262H192ZM205 261V260H204ZM207 261L205 262L206 264H208L207 263ZM216 262V264H217V260H215ZM223 261V260H222ZM106 262V264L107 263H109V262H107V261H105ZM186 262H189V261H187L186 260ZM180 262H178V264H179ZM194 263V262H193ZM214 263V264H215ZM263 263H264V260H263ZM202 264H203V262H202ZM223 264V263H222ZM261 264H262V262H261Z\"/></svg>", "mask_w": 264, "mask_h": 264}, {"label": "water", "instance_id": "water-1", "mask_svg": "<svg viewBox=\"0 0 264 264\" xmlns=\"http://www.w3.org/2000/svg\"><path fill=\"white\" fill-rule=\"evenodd\" d=\"M0 264H74L0 199Z\"/></svg>", "mask_w": 264, "mask_h": 264}]
</instances>
